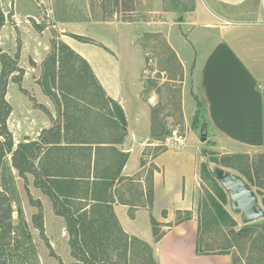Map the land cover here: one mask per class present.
Instances as JSON below:
<instances>
[{
	"label": "rangeland",
	"instance_id": "374dc122",
	"mask_svg": "<svg viewBox=\"0 0 264 264\" xmlns=\"http://www.w3.org/2000/svg\"><path fill=\"white\" fill-rule=\"evenodd\" d=\"M178 2L180 0H169L168 4L172 6ZM0 11L5 19L0 29V49L23 70L21 78L18 73L9 78L5 96L11 110L7 128L14 148L20 143L39 140L44 130L61 122L60 114L42 93L38 82L42 62L49 55L52 43L60 41L64 25L130 21L132 29L113 33L114 37H111L112 33L105 34L97 28L89 29L88 33L97 42L108 41L115 45L120 59L128 64V71L139 74L144 82L141 100L155 117L153 127L166 130L157 141L177 129L185 138L187 150L197 157L199 187L194 210L200 252L229 255L232 264H264V219L244 224L242 213L231 210L228 197L222 207L235 225H224L215 218L210 201L222 188L214 176V171L221 169L245 182L249 176L252 180L250 188L264 210V148L255 151L218 149L208 136L205 143L199 142L204 115L201 110L195 117L193 69L184 71L164 35L148 28L156 22L170 23L181 18L144 15L148 10L138 0H0ZM130 33L134 47L128 44ZM192 108L195 111L191 115ZM154 153L153 148H146L145 170L151 171L149 156L154 157ZM144 182L145 187L150 184L148 172ZM119 190L120 194L127 196L126 199L134 202L139 189L135 183L125 182ZM39 207L41 221L34 219L40 212ZM39 224H42V231L38 229ZM142 248L136 244L131 254L124 256L120 248L117 253L110 251L109 256L117 264H146V252ZM0 256L6 264L74 263L64 220L53 214L50 201L35 188L31 175L26 179L18 177L11 168L9 155L0 159Z\"/></svg>",
	"mask_w": 264,
	"mask_h": 264
},
{
	"label": "crops",
	"instance_id": "0c3cea01",
	"mask_svg": "<svg viewBox=\"0 0 264 264\" xmlns=\"http://www.w3.org/2000/svg\"><path fill=\"white\" fill-rule=\"evenodd\" d=\"M138 1L148 10L144 15L181 18L156 22L148 28L164 35L184 71L193 69L192 93L202 106L207 136L215 148L263 149L264 0H189L188 5L187 0H180L172 6L169 0ZM64 26L60 41L88 63L107 97L125 116L126 136L115 146L127 155L120 172L124 180L111 190L112 210L122 231L148 244L156 264H232L229 255L196 254L198 221L194 209L199 177L197 157L187 150L186 143L149 156L153 202L150 209L147 206L144 178L148 170L141 162L147 157L146 148H158L159 141L150 137L151 114L141 100L144 82L138 73L128 71L115 45L97 42L88 33L97 28L114 37L113 33L129 32L132 23ZM71 35L91 43L79 42ZM132 40L130 33V47H134ZM194 111L192 108L191 115ZM125 182L135 183L139 189L134 202L119 193ZM178 212H189L190 220L175 224ZM150 216L164 232L158 242L153 241Z\"/></svg>",
	"mask_w": 264,
	"mask_h": 264
},
{
	"label": "trees",
	"instance_id": "16d2710c",
	"mask_svg": "<svg viewBox=\"0 0 264 264\" xmlns=\"http://www.w3.org/2000/svg\"><path fill=\"white\" fill-rule=\"evenodd\" d=\"M4 20L0 11V29ZM34 27L39 29L36 24ZM71 37L82 43H91L84 37ZM0 65V159L9 155L11 168L18 177L26 179L31 175L35 188L50 201L54 215L64 220L70 255L74 259L72 264H117L109 252L117 253L122 248L126 256L136 244L145 250L146 264H156L152 248L127 236L113 213L111 190L116 182L124 180L120 172L127 160V155L115 146L120 145L126 136V120L122 108L107 97L88 63L62 41L52 43L49 55L42 62L38 84L54 104L61 122L44 131L38 141L20 143L15 148L7 128L11 110L5 96L9 78L14 73L21 78L23 70L1 49ZM194 99L197 117L203 109L198 99ZM154 119L151 115L150 137L157 141L166 130L164 127L155 130ZM160 150L155 148L154 156ZM148 173L150 184L146 186V203L150 209L153 202L152 170ZM246 183L252 186L249 176ZM215 195L218 202L210 198L215 218L224 225L234 226L222 207L228 195L223 188H219ZM39 211L34 219L41 221L40 207ZM190 217L189 212H178L175 224L190 220ZM150 225L154 242H157L164 232L159 230L152 216ZM38 229L43 230L42 224ZM196 254H203L198 241ZM1 258L0 264H6Z\"/></svg>",
	"mask_w": 264,
	"mask_h": 264
},
{
	"label": "water",
	"instance_id": "95a60500",
	"mask_svg": "<svg viewBox=\"0 0 264 264\" xmlns=\"http://www.w3.org/2000/svg\"><path fill=\"white\" fill-rule=\"evenodd\" d=\"M207 135V124L203 120L199 130V142L205 143ZM214 176L228 195L231 210L234 213H242V222L244 224L264 219V210L260 207L255 193L243 179L230 175L221 169L215 170Z\"/></svg>",
	"mask_w": 264,
	"mask_h": 264
},
{
	"label": "built area",
	"instance_id": "2783aa9c",
	"mask_svg": "<svg viewBox=\"0 0 264 264\" xmlns=\"http://www.w3.org/2000/svg\"><path fill=\"white\" fill-rule=\"evenodd\" d=\"M185 138L177 129L171 130L163 139L159 141L157 147L164 149H177L184 144Z\"/></svg>",
	"mask_w": 264,
	"mask_h": 264
}]
</instances>
